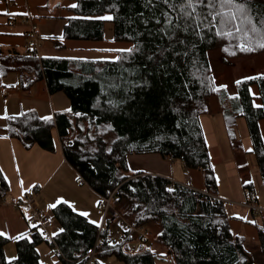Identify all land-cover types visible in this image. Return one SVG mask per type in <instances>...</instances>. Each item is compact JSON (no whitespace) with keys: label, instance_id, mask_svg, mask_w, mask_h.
<instances>
[{"label":"trees","instance_id":"16d2710c","mask_svg":"<svg viewBox=\"0 0 264 264\" xmlns=\"http://www.w3.org/2000/svg\"><path fill=\"white\" fill-rule=\"evenodd\" d=\"M183 2L169 0L174 6L170 8L164 0H75V7H68L74 16L66 19L54 46L64 48L61 40L102 41L109 21L113 40L131 43L127 50L117 51L114 60L38 59L30 54L31 48L28 54L3 57L0 52V75L19 73L22 93L43 79L49 94L63 91L71 102L69 113L48 118L39 117L34 109L10 115L5 135L19 140L26 149L36 145L53 152L55 129L63 157L78 179L99 197L115 190L114 208L133 227L158 225L155 240L170 249L175 264H248L244 238L232 233L225 207L217 198L216 177L200 118L207 113L204 90L214 87L220 96L224 93L220 101L229 139H236L235 117L244 116L264 183V145L258 128V121L264 119V70L237 79L236 94L227 97L225 89L216 85L208 58L214 49L237 55L264 52L256 46L264 42V29L260 33L249 31L252 50H243L240 45L248 43L243 31L236 32L231 25L222 28L218 21L213 26L204 6L197 9L199 17H186L181 12ZM238 2L246 4L259 27L264 20V0ZM165 12L172 18L171 24ZM105 15L112 19H101ZM252 85L258 88L260 107L253 105ZM69 114L87 118L94 133L69 140ZM146 153H158L180 160L187 169L200 170L206 193L162 176L131 173L127 156ZM244 189L252 191L250 181L244 183ZM7 190L0 169V195ZM51 215L58 225L54 240L68 261L54 253L39 226L30 225L28 232L11 240L16 252L13 260H6L4 254L10 239L0 235V264H42L38 246L44 242L62 264H83L80 258L93 245L98 225L65 202L54 206ZM110 231L106 221L99 234L98 257L114 256L124 264H155L159 259L147 248L123 253L120 242L108 241ZM258 240L264 260L261 227Z\"/></svg>","mask_w":264,"mask_h":264},{"label":"crops","instance_id":"0c3cea01","mask_svg":"<svg viewBox=\"0 0 264 264\" xmlns=\"http://www.w3.org/2000/svg\"><path fill=\"white\" fill-rule=\"evenodd\" d=\"M72 5H75V0H63L62 2H59V0H0V50L6 49L5 51H8L6 54L15 55L21 50L26 49L25 54L29 53H27V50L31 48V24L26 22L27 20L33 22V31L36 32L38 27L41 33L39 36L36 32L38 47L35 53L33 51L30 52L33 57L38 59L48 57L80 60H114L117 51L127 50L131 46V43L128 42L120 43L113 41V35L109 39H106L104 34V41L61 40L64 48L59 49L55 47L54 38L61 36L66 19L74 16L68 10V7H72ZM15 73L17 72L9 73L5 76V78L9 76V80H6V84L2 87L4 98L6 97V93L15 94L19 100L27 98L39 99L43 96L52 95L49 94L45 80L43 79L34 82L25 94L22 93L18 84L19 73L17 75ZM252 75L254 74H250L249 76H239L237 74L234 80L218 84V89H225L227 97L233 96L236 94L237 79ZM12 85L15 86L12 87ZM249 92L253 98V105L260 107L261 101L258 88L252 85L249 87ZM204 95L207 102V113L200 120L216 177L217 198L222 201L225 207L232 233L235 236L243 237L245 242L249 238L258 240V229L260 227L264 229V201L260 199V195L264 199V183L258 168H256L258 175L255 177L251 176L246 160L244 161L245 155L251 153L254 155L246 120L242 115L237 114L235 117L236 139L232 142L227 133L222 109L223 104L220 101V97H224V93L220 96L217 89L206 88ZM227 100V98L223 100L225 101V108L229 106ZM6 123L7 119H4V123L0 125V151L3 156L11 153L16 160L23 164V159L27 156L26 153H23V150L26 151L29 149L24 148L22 143L17 141V139L9 138L5 135ZM237 124H239L238 128ZM258 128L264 145V119L258 121ZM34 146L31 148H35ZM31 148L30 150H32ZM10 150L11 152H9ZM40 150L44 153H40L39 151L35 152L41 159L38 162H31L29 167H35L38 172H41L40 174L46 179V182L50 177L54 178V176L59 175L58 180L61 178L59 184L69 183L74 185L75 190L72 193L75 195L80 192L79 188H82L78 187V185H86L89 188V192L91 193L92 191L96 195L98 200L95 208L100 210L97 207L100 197L87 184L78 179L75 170L66 162L61 151L60 140L59 151L54 155H49V152L43 149ZM29 158L32 157L29 155ZM224 160H234V167L230 168L228 166L220 170V166L217 163L224 164ZM126 162L131 173L141 172L162 176L174 183L182 184L193 190L206 193L202 172L198 169L185 168L180 160L163 158L158 153H146L128 155ZM0 165V167L3 165L1 161ZM15 168L19 181L23 185L18 163H15ZM2 171L4 172V170ZM181 172L182 176H180ZM249 181L252 184L251 192L244 189V183ZM7 183H9L7 185L10 188L8 187L4 195H0V235L11 241L28 232L31 224L27 220L28 212L26 210L25 212L12 207L11 203L19 199L22 195L13 194L11 182L7 181ZM33 183L36 187L37 194L45 192L46 195L47 185L45 183L40 188L35 182ZM89 192H86V198L82 197L78 200H70V198H67L61 199V202L67 203L75 212L85 216L91 223L98 225L101 220L89 204ZM250 194L252 195L250 196ZM252 202L256 204L257 209H252L249 206ZM47 203H51L50 200H46V205ZM247 211L250 212V215H248ZM147 227L150 229L151 235L145 248L159 257L155 261V264H175L170 249L155 240V237L160 231V227L158 225H147ZM57 230L58 228L54 232ZM40 262L44 264L41 261V257Z\"/></svg>","mask_w":264,"mask_h":264},{"label":"rangeland","instance_id":"374dc122","mask_svg":"<svg viewBox=\"0 0 264 264\" xmlns=\"http://www.w3.org/2000/svg\"><path fill=\"white\" fill-rule=\"evenodd\" d=\"M105 16H109V15H105ZM36 32L39 36L41 35L38 27L36 29ZM104 34L106 39H109L112 36V23L109 21L105 23ZM40 38H45V37H40ZM115 42L121 43L122 41H115ZM5 50L6 49L0 50L2 52L3 57L8 52ZM19 53L25 54L26 49L21 50ZM208 58L211 67V72L214 73L213 75L216 80V85L234 80L237 74H239V76H244V75L249 76L250 74H254L258 71L264 70V52L253 55H237L234 53L224 54L219 49H214L209 51ZM15 74L17 75L18 73ZM6 80H9V76L8 78H5L0 75V125L1 123H4V119H7L8 116L20 114L22 111H26L31 108H33L37 112L38 116L41 118L52 117L53 113L54 114L69 113L71 111L70 99L63 91H58L50 96H45V97L43 96L42 98L39 99L27 98V99L19 100L15 94H11V93H6V97L4 98L2 87L3 85L6 84L5 83ZM211 88L215 89L214 87H210L208 89ZM69 115L72 123V129L69 130V136H68L69 140H73L76 137L85 139L86 136H88V134L92 135L94 133V129L92 128V126L89 128L87 118L85 119L79 116L78 114H69ZM238 125L239 124H237V128ZM53 136L55 140V150L53 152H49V155H54L59 151V140L55 129H53ZM34 147L35 148L33 149L31 148L32 150L30 149L26 151L23 150V153L27 154V156L23 159V164H21L20 161L16 160L14 158V155H12L11 153H8L7 156H3L0 151V161L3 164L2 167L0 168H2L1 170H4V172H6L4 173L2 171L3 176L5 180L7 179L8 182H11L13 186L12 188L13 194L22 195L20 198L24 197L26 193H32L34 191L36 187L33 182L39 185V188L42 187L46 182L45 181L46 179L42 177V174H40L41 172H38V170L35 169V167L33 168L29 167V164L31 162L32 163L36 161L38 162L41 159V157L38 156L35 151L44 153L42 152V150H40L41 148H39L38 146H34ZM9 152H11V150ZM29 155L32 158H29ZM245 160L248 168L250 169V175L254 177L258 175V172L256 171L257 164L254 155L252 153L245 155L244 161ZM15 163H18L19 165L21 181H23V185L20 183L18 174L15 171L16 170ZM217 164L220 166V170L228 166L232 168L234 167V160L233 161L224 160L225 166L223 163H217ZM180 176H182V172L180 173ZM58 178L59 175L54 176V178L50 177L48 181L45 183L47 185L46 195L45 192L36 194L35 207H37L46 214H51L52 208L56 206L57 203L61 202V199L70 198V200L71 199L78 200L82 197L86 198V192L87 193L89 192V188L86 185H82V186L78 185V187H82V188H79L80 192L75 195L72 193L75 190V186L69 183L59 184L61 182V178L59 180ZM21 188L23 189L22 191ZM23 191L25 192L23 193ZM89 197H90L89 204L91 205V207H93L95 214L98 215V217L101 220V212H100L101 210H97L95 208L98 200L96 195L93 194V192L91 191V193L89 192ZM260 199L264 201L261 195H260ZM46 200H50L51 203H47L46 205ZM247 213L248 215H250L249 211H247ZM99 224L100 223H98V225ZM149 225L156 226V224H149ZM57 228L58 225L54 223L48 227V230L54 232V230ZM244 245L250 261L248 264H263L264 260L260 250L259 241L255 238H249L246 240V242L244 241ZM4 250H5L6 260H13V258H15L16 252L12 241L6 243ZM38 251L40 253L41 261L44 264H62L58 260V258L55 257V255L51 252V249L48 247V245L45 242L41 243L38 246ZM10 255L12 256L10 257ZM98 260L102 264H124L122 261H119L114 256L103 257V258L98 257Z\"/></svg>","mask_w":264,"mask_h":264},{"label":"built area","instance_id":"2783aa9c","mask_svg":"<svg viewBox=\"0 0 264 264\" xmlns=\"http://www.w3.org/2000/svg\"><path fill=\"white\" fill-rule=\"evenodd\" d=\"M31 24L30 33V45L32 51L35 53L38 47V41L36 32L33 31V22L27 20ZM114 191H112L108 196H101L99 198L97 207L101 210L102 216L100 224L98 225L97 237L92 246L87 248L84 254L81 256L80 260L83 264H102L98 260L96 254V248L101 244V239L99 237L100 232L105 227L106 221L111 225V231L109 240L112 243H121V251L123 253L134 254L139 252L140 248L145 249V246L151 235V231L147 226L133 227L130 222L125 220L121 214L114 208ZM37 190L34 189L32 193H26L24 197L14 200L11 205L17 210H23L28 212L27 220L31 225L39 226L42 231L43 237L48 241L49 244L53 245L54 253L60 255L65 261L68 259L64 258L61 254L60 249L57 247L54 240L55 232L48 230V227L54 224V219L51 214H46L37 207H35ZM252 194H250L251 196ZM252 209H257L255 203H250L249 205ZM25 211V212H26Z\"/></svg>","mask_w":264,"mask_h":264},{"label":"snow or ice","instance_id":"6c2138e0","mask_svg":"<svg viewBox=\"0 0 264 264\" xmlns=\"http://www.w3.org/2000/svg\"><path fill=\"white\" fill-rule=\"evenodd\" d=\"M164 3L168 4L170 8L174 7L169 3V0H164ZM201 6L209 9L207 15L212 18L213 26L218 21L222 28L226 25H231L236 32L243 31L248 43L247 46L241 44L240 47L243 50H252V42L248 39V32L260 33L261 29H264V20H261L260 26L257 27V25L253 23V17L249 14V10L245 3L238 2V0H207L205 4V0H184L181 5V12H183L186 17H191L193 14L199 17L201 13H199L197 9ZM72 7H75V5H72ZM225 8H227V11L224 10ZM186 9H190V11H186ZM164 16L168 20V23L171 24L172 18L169 14L165 12ZM101 19H112V17L105 16ZM237 21H239V23H237ZM245 25H249L250 28L245 29ZM256 46L264 48V42H257Z\"/></svg>","mask_w":264,"mask_h":264}]
</instances>
